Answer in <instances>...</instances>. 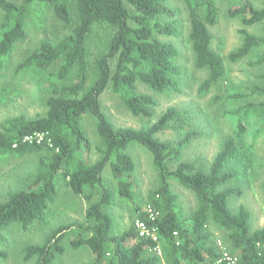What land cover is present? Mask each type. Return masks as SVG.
Wrapping results in <instances>:
<instances>
[{
    "label": "trees",
    "instance_id": "obj_1",
    "mask_svg": "<svg viewBox=\"0 0 264 264\" xmlns=\"http://www.w3.org/2000/svg\"><path fill=\"white\" fill-rule=\"evenodd\" d=\"M70 1L23 0L16 5L10 0H0V66L24 38L25 21L33 5L49 4L55 17L68 26L72 22ZM171 1L75 0L76 24L72 32L57 42L41 43L19 66L49 71L46 81L50 96L44 116L35 119L18 116L5 121L0 131V157L38 151L44 155L31 184L25 190L11 193L0 204V233L12 225L27 230L44 224L62 187L80 195L85 188L102 186L107 166L116 182L118 197L133 200L130 175L135 166L127 153L131 144L150 153L157 181L145 204H134L130 226L122 233L113 232L114 221L106 212L112 193L104 189L100 200L86 210L83 224L59 228L43 244L27 245L23 249L25 260L36 258V264H50L56 254L62 253L59 244L64 232L74 228L70 246L87 248L93 257L91 264H264V227L252 231L250 215L243 206L236 212L230 210L229 198L240 192L228 187L237 178L231 164L249 170L253 163L255 140L264 133V101L249 100L225 112L235 117V132L223 143L207 172L190 162L170 167L182 146L191 139L186 134L173 146L157 136L170 123L183 122L177 109L169 108L156 122L138 129L115 128L102 112L100 96L109 87L131 113L143 116H150L149 109L156 102L151 96L138 93L137 83L157 93L179 91L178 79L182 75L179 52L173 42L161 39V36L178 38L183 32V23L169 5ZM179 1L187 13L189 31L185 40L193 54L194 66L208 72L201 85V90H207L218 84L225 72L222 58L210 48L208 27L216 22L217 0ZM229 3V16L239 17L244 27L263 23L264 32V8H255L249 0H229ZM96 23L110 25L114 34L107 52L95 63L96 78L89 83L86 39ZM240 32L242 44L228 59L237 61L260 50L251 65L264 64V36H254L246 29ZM112 59L116 61L114 71L110 67ZM249 90L251 95L264 97V87L252 86ZM236 98L243 100L246 95ZM85 115L97 121L100 140L97 147L100 158L92 164L88 162L92 146L81 128ZM247 127H252L249 144L245 143ZM36 133L44 134L40 143L22 142L24 137ZM171 181L195 195L197 206L190 218L181 216ZM136 222L143 223L157 240L140 236ZM210 226L225 235L230 251L223 252L213 240ZM158 246L160 255L156 251Z\"/></svg>",
    "mask_w": 264,
    "mask_h": 264
},
{
    "label": "rangeland",
    "instance_id": "obj_2",
    "mask_svg": "<svg viewBox=\"0 0 264 264\" xmlns=\"http://www.w3.org/2000/svg\"><path fill=\"white\" fill-rule=\"evenodd\" d=\"M16 5L23 0H10ZM257 9L264 8V0H249ZM75 0L70 1L72 22L66 26L54 15L49 4L33 5L25 21V36L19 41L7 61L0 66V131L6 120L22 116L35 119L45 115L46 101L50 90L46 81L49 71L32 67L20 68L25 59L34 52L41 43L57 42L69 35L76 24ZM169 5L177 12L183 23L182 35L178 38L162 37L164 41L173 42L179 52V63L182 75L179 80V91L170 90L157 93L141 83H137V92L151 96L156 105L149 109L150 116L134 115L123 104L111 88H107L100 96L102 112L115 128H143L156 122L169 108L179 111L182 123H170L166 130L157 136L160 140L175 146L186 134L191 139L182 146L180 154L170 163L174 168L178 162L193 163L198 169L207 172L223 143L234 135L236 119L225 114L226 111L237 109L249 100L263 102L264 97L251 95L249 87H264V64L252 66L260 50L237 61H230L228 56L242 44L240 30L246 29L254 36L262 37L263 23L244 27L239 17L228 14L229 0L216 1V22L209 26L211 35L210 48L223 60L224 77L216 85L201 90L202 83L207 79L208 72L194 66V58L186 36L189 23L184 5L173 0ZM130 11L133 9L129 7ZM164 21L165 19H160ZM1 21V16H0ZM114 34V28L104 23H96L86 39L87 62L89 65V83L96 78L95 63L107 52L108 44ZM115 59L110 60L112 71ZM56 69V68H54ZM246 95L243 100L236 97ZM230 97V98H229ZM235 97V98H234ZM182 125V127H181ZM181 129H179L180 127ZM97 121L89 115L81 120V128L90 140L92 151L88 156L90 164L100 158L97 147L100 140L97 134ZM245 143L252 141V127H247ZM127 153L134 162L135 170L130 175L134 186V199L122 200L116 192V182L107 166L102 174L103 184L94 188H85L80 195L73 194L67 187L59 190L55 202L50 207L46 222L27 230L17 225L5 228L0 233V264H36V258L25 260L23 249L27 245L43 244L48 236L59 228L74 224H83L88 207L100 200L104 189L112 193L111 203L106 212L114 221L113 232L120 234L130 226V212L135 203L144 205L149 192L156 188V174L150 153L140 145L131 144ZM253 163L249 170L237 165H230L236 171L237 178L232 180L229 188L240 192L229 198V208L236 212L243 206L249 213L250 229L264 227V133L254 144ZM42 151L29 152L23 155L12 153L0 157V204L5 202L11 193L25 190L37 174ZM171 190L176 195L177 205L183 218H190L196 210L195 195L184 189L177 182L171 181ZM213 240L220 245L223 252L230 251L225 235L214 226L209 227ZM74 228L64 232L60 241L62 253L56 254L50 264H91L93 257L85 248L72 249L70 240L75 236Z\"/></svg>",
    "mask_w": 264,
    "mask_h": 264
},
{
    "label": "built area",
    "instance_id": "obj_3",
    "mask_svg": "<svg viewBox=\"0 0 264 264\" xmlns=\"http://www.w3.org/2000/svg\"><path fill=\"white\" fill-rule=\"evenodd\" d=\"M43 138H44V134L36 133V134H34L32 136L24 137L22 142L23 143H32V142L40 143L43 140ZM146 211L147 212H151L149 207H146ZM136 228L138 229V232H139L140 236L151 237L154 241L157 240L155 235L152 232H150L143 223L136 222ZM156 251H157V253L159 255L161 254L159 246L156 248ZM224 257L227 260H230V258L227 256V254H224Z\"/></svg>",
    "mask_w": 264,
    "mask_h": 264
}]
</instances>
